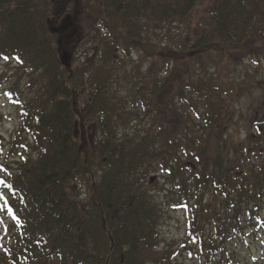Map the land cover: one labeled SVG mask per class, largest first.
<instances>
[{"label": "trees", "instance_id": "obj_1", "mask_svg": "<svg viewBox=\"0 0 264 264\" xmlns=\"http://www.w3.org/2000/svg\"><path fill=\"white\" fill-rule=\"evenodd\" d=\"M61 1L75 11L86 7L89 20L102 26V69L99 60L84 69L61 65L48 30L50 19L61 12L55 7L49 12L48 0H0V56L24 58L30 85L37 86L35 98L22 107V124L7 142L5 159L14 166L0 164L9 168L0 178L14 190L0 186L12 210L6 209L11 234L0 241V264H172L168 251L158 250L160 205L136 176L144 179L156 164L175 184L177 193L166 199L184 211L187 233L198 235L199 222L212 227L214 236L200 239L210 255L206 264H231L222 232L225 216L229 209L248 208L264 189V136L248 135L245 145L227 139L234 88L240 83L230 82L223 59L243 56L240 46L262 42L264 23L257 8L264 12V0H213L208 23L183 49L196 54L203 75L194 69L190 79H172L176 88L158 78L137 87L153 119L142 136L126 131L131 114L124 97L113 94L115 65L109 62L116 52L138 47L153 49L158 60V47L144 42L140 21L146 15L159 21L184 18L197 0ZM167 54L176 75L184 51ZM211 62L217 64L215 75L207 74ZM82 84L89 96L78 107L74 93ZM190 111L196 117L192 126ZM76 120L95 122L93 149L84 135H75Z\"/></svg>", "mask_w": 264, "mask_h": 264}, {"label": "rangeland", "instance_id": "obj_2", "mask_svg": "<svg viewBox=\"0 0 264 264\" xmlns=\"http://www.w3.org/2000/svg\"><path fill=\"white\" fill-rule=\"evenodd\" d=\"M89 1L91 2V0ZM48 2L50 3L47 7L49 12L51 10L53 14L54 7L56 13L61 12L59 18L55 17L56 19H50L48 22L49 37L58 49L61 65L64 63L63 52L66 53V62L71 69L76 67L84 69L89 62L98 60L100 62V58H103L100 52L103 50L99 44L105 38V31L97 22L93 23L92 20H89L91 12L87 13L86 7H84L85 12L80 9L75 11L74 6L64 8L61 0H48ZM212 2L213 0H197L184 18L172 16L159 21L157 16L148 15L147 17L146 15V18L140 21L145 27L144 42L151 41L154 46L158 47L157 50L161 56L158 60L154 56L152 57L153 49L146 52L144 47H138L128 53L120 51L114 54L112 61L109 62V65H115L114 76L110 80V84L114 86V96L124 97L125 110L130 111V119L125 124L128 134L131 135L129 132L134 130L137 131L136 134L142 136L141 134L150 128L151 121H153L152 113L143 107L144 102L139 97L140 92L136 93L138 86L144 83L148 84L158 78L166 86L176 88V84H171L172 79L179 78L180 80L183 77L185 78L183 80L190 79L194 69L196 75H203V72L198 68L196 54L187 53L183 49L188 43H191L194 37L193 33L202 30L204 24L208 23V9ZM97 7L99 8V5L93 8L97 9ZM257 10L260 13V20L264 23V12H260L259 7ZM254 44L238 48L239 53L244 54L243 56H231L223 59L230 69V82L240 83L238 87L234 88L236 93L233 95L234 100L231 107L234 117L226 127L227 139L232 144L245 145L248 143V135L255 138V134L261 133L260 135L264 136V37L262 42L256 41ZM171 51H184L177 64L176 75L172 74L173 66L167 54ZM209 52L216 59H220L215 50L210 49ZM3 57L6 56H0V164L8 163L9 167H13L12 160L5 159L8 151L7 142L22 124L24 120L22 107L35 98L37 86L31 87L30 85L29 79H31L32 73L29 74V71L22 66L24 58L9 57L8 60H4ZM119 65L124 68L118 71ZM151 66L153 67L151 68ZM216 66L215 62L214 64L211 62L207 74L215 75ZM102 67L103 64L100 62V68L102 69ZM206 75L203 78L206 79ZM245 80H249L247 87L241 85ZM164 91L168 92V89ZM6 93L7 95H5ZM74 94L77 106L81 107L84 100L88 99L89 88L82 84V86H77ZM176 103L179 106V102ZM190 114L188 115L190 126H192L193 122L196 123V117L193 111H190ZM76 121L75 135L77 137L84 135L88 146L93 149V145L97 144L98 137L95 122ZM124 121V118L117 119L118 123ZM134 122H137V126L133 125ZM261 145L264 148V140ZM26 153L29 154V151L27 150ZM182 160L185 158L182 157ZM8 169L6 168V170ZM0 174H3V171H0ZM136 176L140 180L138 182L140 188L151 194L155 202L160 205L157 226L158 250L168 251L172 264H206V257L210 255L206 250V243L200 245V239L206 242L208 238L213 237L212 227L198 221L202 224L198 235L187 233L188 223L184 211L179 206L170 205L166 199L176 194L177 191L174 188L175 184L165 177L161 165L156 164L151 167L144 179L140 178V174ZM152 176H155L156 179L149 183V178ZM0 191L2 190L0 189ZM76 194L81 196L84 191L79 188ZM255 195L258 197L248 208L242 205L237 207L233 213L232 209L226 213V229H222V232L225 250L231 257V264H264V189ZM2 202L0 201V241L4 242L11 232L8 227V213ZM196 225L198 224L196 223ZM212 264L215 263L212 261Z\"/></svg>", "mask_w": 264, "mask_h": 264}, {"label": "snow or ice", "instance_id": "obj_3", "mask_svg": "<svg viewBox=\"0 0 264 264\" xmlns=\"http://www.w3.org/2000/svg\"><path fill=\"white\" fill-rule=\"evenodd\" d=\"M3 59L4 60H8L9 57H3ZM5 95H7V93ZM0 171L6 172L7 170L4 169L2 165H0ZM0 186H2L3 189H7L9 191H13L14 192V190L12 188V185L10 183H8L6 180L2 179V178H0ZM0 201H3L5 209H7L9 214H11L12 210H11V208L8 205V197L5 196L3 191H0ZM13 218H15V217H13Z\"/></svg>", "mask_w": 264, "mask_h": 264}, {"label": "water", "instance_id": "obj_4", "mask_svg": "<svg viewBox=\"0 0 264 264\" xmlns=\"http://www.w3.org/2000/svg\"><path fill=\"white\" fill-rule=\"evenodd\" d=\"M63 61H64V65L65 66H67V62H66V53L65 52H63ZM154 179H155V177H151L150 179H149V183H152L153 181H154Z\"/></svg>", "mask_w": 264, "mask_h": 264}]
</instances>
